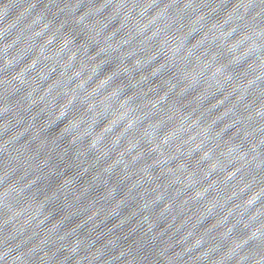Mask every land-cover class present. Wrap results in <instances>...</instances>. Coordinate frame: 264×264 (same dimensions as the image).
I'll return each mask as SVG.
<instances>
[{
  "label": "water",
  "instance_id": "1",
  "mask_svg": "<svg viewBox=\"0 0 264 264\" xmlns=\"http://www.w3.org/2000/svg\"><path fill=\"white\" fill-rule=\"evenodd\" d=\"M0 264H264V0H0Z\"/></svg>",
  "mask_w": 264,
  "mask_h": 264
}]
</instances>
